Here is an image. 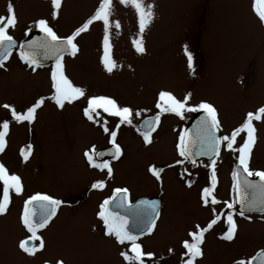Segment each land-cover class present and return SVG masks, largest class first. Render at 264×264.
I'll return each instance as SVG.
<instances>
[{
  "label": "rangeland",
  "instance_id": "obj_1",
  "mask_svg": "<svg viewBox=\"0 0 264 264\" xmlns=\"http://www.w3.org/2000/svg\"><path fill=\"white\" fill-rule=\"evenodd\" d=\"M40 26L58 40L74 37L79 53L62 61L57 82L46 70L27 72L18 55L0 68V171L8 177L0 199L10 189L0 203V264H245L264 250L257 225L241 234L239 221L231 231L211 226L216 211L196 193L200 176L172 149L178 118L165 115L148 140L135 130L166 108L183 116L182 127L209 105L234 137V156L245 150L250 166L264 167V0H0V35L19 42ZM103 105L113 116L97 114ZM112 137L120 160L107 171L88 167ZM125 188L131 203L164 194L153 233L131 245L138 261L103 234L97 211ZM37 198L56 201L58 215L23 252L28 234L18 222Z\"/></svg>",
  "mask_w": 264,
  "mask_h": 264
},
{
  "label": "flooded vegetation",
  "instance_id": "obj_2",
  "mask_svg": "<svg viewBox=\"0 0 264 264\" xmlns=\"http://www.w3.org/2000/svg\"><path fill=\"white\" fill-rule=\"evenodd\" d=\"M11 38L10 36L6 35V34H1L0 35V39L2 38ZM13 55H18L20 57V59H22V61L25 63L26 65V71L30 72L31 74H33L35 71H40V70H46L48 71V75L50 82L52 81V76H53V67L52 65H46V66H42V67H36V66H32L30 65L27 61H25L21 56H20V52L19 49L16 48L12 53L9 54V56L0 63V68L4 65L7 64ZM66 57L69 56H64L61 58V63L64 59H66ZM110 104V103H109ZM196 112V110H194ZM192 111L191 114L189 115V117L184 118L182 121H184V125L182 127L179 126V120H181L183 118L180 117V113L177 114V112L175 110L171 109H162L160 111H157L156 113H154L151 117L153 116H158V120H157V125L156 127L151 131V129H147L144 132H141V128H140V123L146 118L144 117V119H141L140 121H138L135 130L141 134V137H143L144 139H149L151 137H153L156 132L158 131L160 124L163 120V118L165 117V115H171L174 116L177 119V124L174 126L170 127V130H174V140H173V144H172V149L174 154L176 155V157L178 158V161L180 162L179 164L181 165V167L186 168V170L190 171L188 172L189 175H193L195 179H197L199 176V180H198V184L199 186L196 188V193L199 197H204V199L206 200V202L209 205V208H211L212 210L209 211H216L214 214V219H213V223L211 224V226H215L217 227H222L224 228V231H231L233 229V225L235 223H237L238 225V221H239V234H241V232L243 231L244 228H247L250 225H257L258 228L263 229L264 231V208H263V203L261 204V200L264 199V167L262 166H257V167H252L250 166V161L252 159V155L251 153L249 154L248 152H246L245 150H243L241 153H239V156L237 157L234 156V154L232 153V151L229 149V146L231 145V143H233L231 141V139L233 140L234 137H230L228 138L227 136H225V134L223 133L222 136V144H221V150L219 152V155L214 158V159H210V160H198V161H191L189 162V160L187 158H185L181 151H180V141L182 139V132L185 128V126L187 125V123L189 122V120L194 116L195 112ZM194 112V113H193ZM98 115L101 114H105V115H112L113 111L111 110V106L109 105H103L102 107L99 108ZM192 115V117H190ZM113 116V115H112ZM111 117V116H109ZM148 117V118H151ZM248 121L245 122V126L248 125ZM138 128V130H137ZM151 131V132H150ZM3 131L0 132V145H2L3 143ZM116 137V136H115ZM115 137H112V141H109V143L107 145H105L104 147L99 148L100 150H105L108 147H110L111 145L114 146L116 145L115 142H113V138L115 140ZM228 142H231L230 144H228ZM223 148H225V151H223ZM98 150V151H100ZM97 152L96 150L90 155L89 159H88V167H99L101 170H105L107 171L110 166H111V162L115 161L112 159H104L102 161H95L94 160V153ZM102 156L101 158L105 155V154H110V151H106V153H101ZM122 153H120L119 159L121 158ZM226 154L227 159L228 160H222V155ZM239 161V177L242 176L241 180H254L256 181L254 184H241L239 186V198H242V202H239V208L236 205V192H235V174H236V168H237V162ZM226 165V166H225ZM243 168H242V167ZM224 168L225 170H223L224 172H222V174H224L223 179L219 180V173L220 170ZM155 171L157 172V170H154V174ZM197 176V178H196ZM248 176V177H246ZM158 178V177H156ZM160 181H162L161 177H159ZM168 185V184H167ZM96 188L98 190H103L101 185H96ZM126 189V188H125ZM121 190V189H119ZM128 191L129 197L131 195L130 191L128 189H126ZM116 191L113 193L115 194ZM158 195V196H157ZM156 197H150L151 198H157L160 201V205H159V215H158V219L160 218L161 215V211H162V204H163V199L162 196L164 195L162 193V191H159L157 193ZM244 197H247V201L244 200ZM218 211V212H217ZM239 211V212H238ZM253 211V212H250ZM32 211L29 212V216H30V225L27 223V215L26 211H23L22 217L19 220L20 225L24 226L27 231H28V235H36V233L47 229L52 221L57 217L58 215V211H55V214L50 218H48L47 220L43 221L40 224H34L37 223L40 219L38 218H34L32 217ZM42 213H45V211H39V214L42 215ZM38 219V220H37ZM156 221V223H157ZM236 221V222H235ZM23 222V223H22ZM33 223V224H32ZM155 223V224H156ZM244 225V226H243ZM109 232V231H108ZM110 233V232H109ZM259 240H262V242H264V238L262 237H258ZM256 238V239H258ZM30 239V238H28ZM255 239V240H256ZM27 239H25L23 241V243L26 241ZM254 240V241H255ZM35 239L32 240V248L35 245ZM22 243V244H23ZM194 246H197L194 244ZM198 247V246H197ZM32 248H30L29 250L24 249L23 245H22V250L24 252L30 251ZM261 252H264V250L262 251H258L256 253H253L250 256H245L248 257L247 261L245 262V264H251V262L253 261V259L256 258L257 255H259ZM239 255H243V254H239ZM242 257H239V259ZM262 264H264V259H262Z\"/></svg>",
  "mask_w": 264,
  "mask_h": 264
},
{
  "label": "water",
  "instance_id": "obj_3",
  "mask_svg": "<svg viewBox=\"0 0 264 264\" xmlns=\"http://www.w3.org/2000/svg\"><path fill=\"white\" fill-rule=\"evenodd\" d=\"M16 44L10 40H4L0 43V61L5 54H8L15 48ZM20 52L22 56L35 66H44L56 62L62 55L68 54L72 50L71 39L54 40L42 31L34 32L28 35L20 43ZM154 119H147L142 122L140 128L144 132L152 129ZM222 134L216 125L214 118L207 112H198L189 122L183 132L181 143L182 154L191 161L210 160L214 158L220 149ZM108 157H113L110 153ZM239 170L236 179V205L239 208V186L241 184H254V180H241ZM244 200H248L244 197ZM264 208V199L261 200ZM159 209L158 200H139L130 205L124 193L118 194L110 200L103 213L106 224L114 230L124 241H131L136 237L145 234L154 223ZM55 210L54 203L48 201H37L29 206L32 211V217L40 219V224L47 220ZM39 211H45L42 215ZM253 212V211H250ZM37 219V220H38ZM33 224V223H32ZM31 245H27L30 247ZM264 253L257 256L251 264H262Z\"/></svg>",
  "mask_w": 264,
  "mask_h": 264
}]
</instances>
